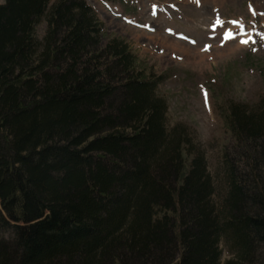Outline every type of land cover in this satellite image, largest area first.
<instances>
[{
    "label": "trees",
    "instance_id": "trees-1",
    "mask_svg": "<svg viewBox=\"0 0 264 264\" xmlns=\"http://www.w3.org/2000/svg\"><path fill=\"white\" fill-rule=\"evenodd\" d=\"M102 36L86 0L0 2V264H264V97L227 104L216 179Z\"/></svg>",
    "mask_w": 264,
    "mask_h": 264
},
{
    "label": "rangeland",
    "instance_id": "rangeland-1",
    "mask_svg": "<svg viewBox=\"0 0 264 264\" xmlns=\"http://www.w3.org/2000/svg\"><path fill=\"white\" fill-rule=\"evenodd\" d=\"M86 1L103 25L102 42L123 39L145 74L162 77L157 93L166 99L168 125L188 127L201 144L211 173L220 179L222 151L233 142L227 104H254L264 97V0ZM44 30L41 22L36 30L39 39ZM228 30L234 36L230 41ZM165 37L183 42L193 54H209L207 63L180 55L163 44ZM218 51L223 53L218 56ZM216 184L218 199L224 189L222 181ZM229 255L222 245V258Z\"/></svg>",
    "mask_w": 264,
    "mask_h": 264
},
{
    "label": "bare ground",
    "instance_id": "bare-ground-1",
    "mask_svg": "<svg viewBox=\"0 0 264 264\" xmlns=\"http://www.w3.org/2000/svg\"><path fill=\"white\" fill-rule=\"evenodd\" d=\"M231 30V29H230ZM228 33L229 30L227 31V39L230 41L234 36L232 35V38H228ZM166 38V37H165ZM163 39V44L170 46L171 49L174 51L178 52L180 55L184 56L185 58H188L190 56H196L197 59L194 60V63H199V64H205L207 63V57L209 54L203 53V52H196L193 54V50L189 46H185V44L181 41H174L170 39ZM162 44V43H161ZM194 49V48H193ZM223 52L218 51L216 55L220 56Z\"/></svg>",
    "mask_w": 264,
    "mask_h": 264
},
{
    "label": "snow or ice",
    "instance_id": "snow-or-ice-1",
    "mask_svg": "<svg viewBox=\"0 0 264 264\" xmlns=\"http://www.w3.org/2000/svg\"><path fill=\"white\" fill-rule=\"evenodd\" d=\"M196 2L199 3V0H196ZM228 38H232L231 32L228 33ZM261 38L264 39V34H262ZM249 42H250L249 40L242 41V43H244V44H248ZM252 42L254 43V41H252ZM204 95H205V102L207 103V92H205Z\"/></svg>",
    "mask_w": 264,
    "mask_h": 264
}]
</instances>
